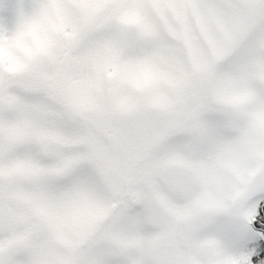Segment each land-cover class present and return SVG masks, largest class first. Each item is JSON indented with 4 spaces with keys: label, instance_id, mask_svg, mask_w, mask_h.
Segmentation results:
<instances>
[{
    "label": "rangeland",
    "instance_id": "rangeland-1",
    "mask_svg": "<svg viewBox=\"0 0 264 264\" xmlns=\"http://www.w3.org/2000/svg\"><path fill=\"white\" fill-rule=\"evenodd\" d=\"M264 0H0V264H257Z\"/></svg>",
    "mask_w": 264,
    "mask_h": 264
},
{
    "label": "snow or ice",
    "instance_id": "snow-or-ice-1",
    "mask_svg": "<svg viewBox=\"0 0 264 264\" xmlns=\"http://www.w3.org/2000/svg\"><path fill=\"white\" fill-rule=\"evenodd\" d=\"M256 227L264 232V210L261 211L256 221ZM234 244L239 249L246 251L249 255H254L257 264H264V236H258L255 232L241 229L240 233L234 239Z\"/></svg>",
    "mask_w": 264,
    "mask_h": 264
}]
</instances>
